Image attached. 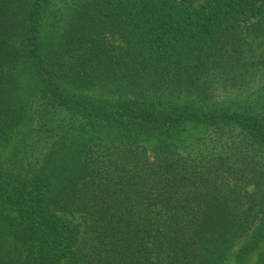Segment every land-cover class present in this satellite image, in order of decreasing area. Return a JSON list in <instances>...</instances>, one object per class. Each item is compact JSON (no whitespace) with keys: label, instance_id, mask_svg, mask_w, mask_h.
I'll return each instance as SVG.
<instances>
[{"label":"trees","instance_id":"16d2710c","mask_svg":"<svg viewBox=\"0 0 264 264\" xmlns=\"http://www.w3.org/2000/svg\"><path fill=\"white\" fill-rule=\"evenodd\" d=\"M54 3L0 0V142L26 119L51 137L37 166L0 167V264H246L264 242V101L151 92L201 87L244 21L264 37V0H82L46 36ZM189 123L210 150L179 149ZM61 212L90 219L86 238Z\"/></svg>","mask_w":264,"mask_h":264},{"label":"rangeland","instance_id":"374dc122","mask_svg":"<svg viewBox=\"0 0 264 264\" xmlns=\"http://www.w3.org/2000/svg\"><path fill=\"white\" fill-rule=\"evenodd\" d=\"M81 1L55 0L45 19L44 35L48 36L52 33L59 36L69 19L72 8ZM255 21L257 19L244 21L227 33L226 39L229 40V43L226 42L224 46L219 45L218 52L220 50L219 53H221L225 47L232 49L226 53L225 57H222L221 54L216 56L218 63L215 64L216 67L212 65L207 78L200 81L201 87L172 86L155 93L151 92V99L178 106L196 105L207 108L216 106L241 108L264 101V37H254L249 34L248 30L250 23ZM238 44L240 48L237 47ZM26 84L27 81H25ZM101 88L89 91V94L108 97L110 89ZM60 116L65 117V121L70 119V115L67 114ZM32 125V120L26 119L16 132L0 142V167L10 168L15 172L20 171L23 164L26 167L31 164L35 166L40 164L45 153L49 150L51 137L47 136L48 132L43 133V137L37 136ZM206 135L204 127L192 123L187 124L178 135L179 149L195 155H199L201 150H210L211 145L205 143V140L208 139ZM253 188V185L249 186L250 190ZM61 214L79 224L80 238H86L90 219L84 213L61 212ZM255 228L256 225L248 235L236 243L234 253L246 243ZM260 247L249 257L246 264H257L264 250V242ZM228 264H235L234 257Z\"/></svg>","mask_w":264,"mask_h":264}]
</instances>
